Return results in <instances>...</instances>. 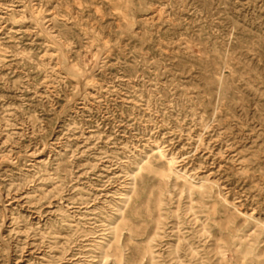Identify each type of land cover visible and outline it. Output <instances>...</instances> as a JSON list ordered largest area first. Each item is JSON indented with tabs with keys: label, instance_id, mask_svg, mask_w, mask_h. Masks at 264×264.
<instances>
[{
	"label": "rangeland",
	"instance_id": "rangeland-1",
	"mask_svg": "<svg viewBox=\"0 0 264 264\" xmlns=\"http://www.w3.org/2000/svg\"><path fill=\"white\" fill-rule=\"evenodd\" d=\"M0 264H264V0H0Z\"/></svg>",
	"mask_w": 264,
	"mask_h": 264
},
{
	"label": "bare ground",
	"instance_id": "bare-ground-1",
	"mask_svg": "<svg viewBox=\"0 0 264 264\" xmlns=\"http://www.w3.org/2000/svg\"><path fill=\"white\" fill-rule=\"evenodd\" d=\"M124 19V18H123ZM126 26H129V24L126 22L125 23ZM70 72H74V69L70 68L69 69ZM226 89V86L224 87ZM224 89V90H225ZM157 155L162 158L164 161H165V166L166 168H164L163 171L166 172L167 175L165 176H168V175H173L174 177L178 178L180 177L181 175H185L186 174V170L184 168H180L178 167L177 165H175V161H174V157L171 155V156H167L164 151L160 150V149H157ZM202 187V185L200 186ZM210 186L209 185H206L204 187H202V189H206V190H210ZM206 192L205 190H202L201 193H204ZM245 253H248L247 250L244 251Z\"/></svg>",
	"mask_w": 264,
	"mask_h": 264
}]
</instances>
